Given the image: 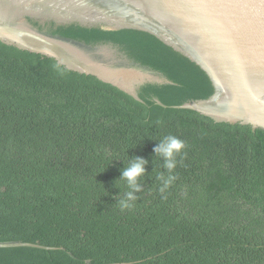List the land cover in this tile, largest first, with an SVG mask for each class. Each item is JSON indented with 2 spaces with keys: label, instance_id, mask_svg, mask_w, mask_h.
<instances>
[{
  "label": "trees",
  "instance_id": "16d2710c",
  "mask_svg": "<svg viewBox=\"0 0 264 264\" xmlns=\"http://www.w3.org/2000/svg\"><path fill=\"white\" fill-rule=\"evenodd\" d=\"M34 27L148 67L139 100L54 58L0 41V264H264V130L175 108L209 97L195 62L136 29ZM160 101L166 106L159 105ZM186 144L178 179L160 193L165 136ZM148 163L131 209L117 201L129 160Z\"/></svg>",
  "mask_w": 264,
  "mask_h": 264
},
{
  "label": "water",
  "instance_id": "95a60500",
  "mask_svg": "<svg viewBox=\"0 0 264 264\" xmlns=\"http://www.w3.org/2000/svg\"><path fill=\"white\" fill-rule=\"evenodd\" d=\"M27 17L149 32L195 62L213 86L209 97L173 107L264 130V0H0L1 42L52 57L139 100L138 85L170 81L118 57L108 45L44 32ZM19 246L50 249L23 241L0 242V247Z\"/></svg>",
  "mask_w": 264,
  "mask_h": 264
},
{
  "label": "clouds",
  "instance_id": "9594fccd",
  "mask_svg": "<svg viewBox=\"0 0 264 264\" xmlns=\"http://www.w3.org/2000/svg\"><path fill=\"white\" fill-rule=\"evenodd\" d=\"M185 147V142L174 135L165 136L154 147L155 156L163 159V168L167 172V174L160 172L156 177L160 181V193H166L178 179L175 174V169L179 163L177 157L183 158ZM147 163L148 161L140 157H133L129 160L128 166L122 169L119 180L126 182L128 190L117 201L121 211L131 209L138 200L134 193L141 191L137 181L145 175V165Z\"/></svg>",
  "mask_w": 264,
  "mask_h": 264
}]
</instances>
